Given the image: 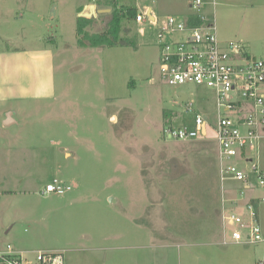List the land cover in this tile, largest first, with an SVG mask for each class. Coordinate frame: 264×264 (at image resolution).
Listing matches in <instances>:
<instances>
[{
	"label": "rangeland",
	"instance_id": "1",
	"mask_svg": "<svg viewBox=\"0 0 264 264\" xmlns=\"http://www.w3.org/2000/svg\"><path fill=\"white\" fill-rule=\"evenodd\" d=\"M110 1L124 11L144 5L154 12H159V6L164 17L172 13V0ZM85 2L0 0V44L4 40L13 48L52 50L56 82L55 98L14 107L16 124L6 126L2 118L8 111L0 113V244L23 252L64 249L66 264H100L103 255L91 251L93 244L81 236L93 228L98 235L100 224L106 231L131 227L126 217L116 214L115 201L126 194L123 191L139 193L147 186L155 190L149 191L155 200L164 201L165 216H156V222L141 218V224L164 222L168 232L154 239L141 238L140 244L157 248L200 242L205 253L201 243L216 239L205 235L207 230L215 225V230H221L216 218L212 221L217 208L223 204L228 209L233 199L247 201L264 189L252 169L257 164L264 173V147L252 152L254 163L235 161L248 176L249 191L233 175L222 180L212 132L202 142L165 136L166 127L185 119L194 122L193 113L186 112L191 102L210 121L215 120L214 97L201 86L171 87L161 78L160 41L152 25H143L142 34L138 24L124 17L121 38L127 45L82 47L76 18L78 6ZM185 2L188 8L190 0ZM111 14L112 10L97 14L89 31L106 30ZM181 38V33L172 35L174 40ZM257 58L264 60L262 54ZM178 91L186 92L190 100L180 101ZM55 179L72 190L42 194ZM241 216L250 221L247 207ZM111 242L106 246L120 244ZM216 248L218 253L235 256L237 264L264 260V244ZM217 257L220 263L214 264H224L222 256Z\"/></svg>",
	"mask_w": 264,
	"mask_h": 264
},
{
	"label": "built area",
	"instance_id": "2",
	"mask_svg": "<svg viewBox=\"0 0 264 264\" xmlns=\"http://www.w3.org/2000/svg\"><path fill=\"white\" fill-rule=\"evenodd\" d=\"M190 2L199 25H191L188 20L175 15L158 19L151 12L150 17L148 10L139 11L135 19L139 25L149 24L157 29L161 78L171 87L201 86L209 90L215 100V120L210 121L209 116L197 111L195 103L191 102L186 106V112L193 113L194 124L169 126L164 129V134L170 139L192 141L209 138L212 132L217 143L222 180L225 175H233L236 180L249 185L248 176L235 161L242 159L254 163L252 152L264 145V60L242 57V46L235 41L223 44L218 38L214 17L203 12L206 2ZM176 33L182 34L180 40L172 39ZM252 169L264 185V173L257 164H253ZM71 190V185L55 179L41 193L60 195ZM247 211L250 215L248 223L239 214L223 212L224 229L232 230L230 238L225 236L224 245L264 244L258 210L249 204ZM65 252L64 249L23 252L11 244H0V264H66ZM254 264H264V261L257 260Z\"/></svg>",
	"mask_w": 264,
	"mask_h": 264
},
{
	"label": "crops",
	"instance_id": "3",
	"mask_svg": "<svg viewBox=\"0 0 264 264\" xmlns=\"http://www.w3.org/2000/svg\"><path fill=\"white\" fill-rule=\"evenodd\" d=\"M204 1L206 5L203 12L214 17V21H216L218 28V38L223 44H227L230 41L239 43L242 46V57L244 58H257V55L261 54L262 57H264V0H259L261 3H252L254 0ZM109 2V0H87L85 4H80V6H78V17H80V14L85 15L92 13L91 8L93 5L95 6L96 12H100L98 14L111 12L112 8L110 10L108 6ZM171 3L169 11L172 13L168 16L175 15L185 21H189L192 17L197 16L195 11L191 8V2H189L188 8H186L185 0H172ZM142 6L138 7L139 10L136 8L138 13L142 10L150 11L152 9V13H154L158 19L164 17L162 15L163 9H160L159 6V12H154L152 7L146 8L144 5ZM140 8H142V10H140ZM80 9H82V13L79 12ZM139 26L141 33L144 34L141 30L142 25ZM87 30L89 31V28ZM0 37L3 36L0 35ZM2 42L3 43L0 44V113H6V111H8L7 114L12 113V119L14 120L16 113L14 107H19L20 104L55 98L56 82L54 78V55L53 51L48 48H40L37 50L28 49L26 47L13 48L11 45L6 44L4 40ZM255 45L259 46L260 49H255ZM180 97L183 98V96ZM7 114L5 118H2L4 121ZM111 119L112 121L115 120L114 122L117 120L116 117H111ZM183 123L182 121V124ZM198 141L202 142V139H198ZM214 141L216 142L215 139ZM243 188L249 191L252 189L249 185H245ZM137 191L139 190L135 189L129 192L123 191L126 192V194L120 197L118 201H115L117 202L116 214L119 213L122 214L124 218L126 217L131 227H129L127 222H124L128 225L124 230L113 229L112 231H106L107 228H105V225L103 226L100 224V228L96 231L98 235L94 234L96 228H93L81 236V240H86L88 243L93 244V247L90 248L91 251L103 255L104 259L101 260L102 263L100 264H214L215 262L220 263L217 257L219 255L225 260L224 264H228L229 262L237 264V258H234L235 256L229 257L228 253L223 252L222 249H220L222 251L220 253L216 250L218 246L220 248L221 246L228 247L235 245L223 244L225 236L230 238L232 233L231 228L224 229L222 220L223 210L244 215L245 208L252 203L256 207V210H258L259 222L264 229V189H262L252 194L247 201L244 199H233L232 205L228 209L222 204L220 210H218V208L217 211L215 210L216 212L212 221L216 218V222L221 225L222 232L218 228L215 230L216 225L213 230H207L205 235L213 238L215 237L216 239L211 244L201 243L204 244L201 246H203V250H206L205 253L200 250V242L189 245L183 243L181 247L177 243L175 245L162 244L157 248L141 245V238L149 240L159 235L165 236L168 232L166 231L168 226L160 221L158 224L149 222H143V224H141V218L144 219L147 217L148 220L153 219V221L156 222V216L161 215L164 217L165 213L162 208L164 206V201L161 199L155 200L154 194L149 192L155 190H149L147 186L141 188L139 193H137ZM125 196L126 199H123ZM156 207L161 209L152 212V209ZM133 209L137 212L140 211V213L134 214L132 212ZM134 216L137 217L134 218ZM219 231L220 235H218ZM168 234L171 236L172 233L169 232ZM98 240L105 241V244L100 245L101 243ZM108 241L120 244L117 245V247L112 245L106 246ZM257 260L264 261L263 259H256L253 261V264Z\"/></svg>",
	"mask_w": 264,
	"mask_h": 264
},
{
	"label": "trees",
	"instance_id": "4",
	"mask_svg": "<svg viewBox=\"0 0 264 264\" xmlns=\"http://www.w3.org/2000/svg\"><path fill=\"white\" fill-rule=\"evenodd\" d=\"M110 1V0H109ZM115 1H110L108 6L112 8L111 14V21L108 23L109 27L102 31V32H94L91 34L87 29L90 28L93 23L94 19H88L85 17H78L76 24H77V36H78V43L82 47H109L114 48L117 45H127V40L121 38L122 33V23L121 20L124 17L130 22H135L136 16L138 14V10L136 8L127 9L126 11L120 9L115 4ZM82 9L79 10L81 12ZM189 23L191 25H199L200 21L197 16L192 17L189 19ZM194 122L190 119H185L184 124L192 126ZM256 209V207H255Z\"/></svg>",
	"mask_w": 264,
	"mask_h": 264
},
{
	"label": "water",
	"instance_id": "5",
	"mask_svg": "<svg viewBox=\"0 0 264 264\" xmlns=\"http://www.w3.org/2000/svg\"><path fill=\"white\" fill-rule=\"evenodd\" d=\"M91 12L92 13H90V14H85V15H83V14H80V17L81 16H84V17H87V18H89V19H93L94 17H96L97 16V14L98 13H100V12H96V10H95V6L93 5V7L91 8ZM103 11H105V10H103ZM151 12H152V9L150 10V12H149V16L151 17L152 15H151ZM180 96H183V98L182 97H180ZM176 98H178L180 101H182V102H185V101H188L189 100V98H188V94L186 93V92H184V91H178L177 93H176ZM13 114L12 113H8L7 114V117H6V119H5V125L6 126H11V125H13V124H15L16 123V121H14L13 119Z\"/></svg>",
	"mask_w": 264,
	"mask_h": 264
}]
</instances>
